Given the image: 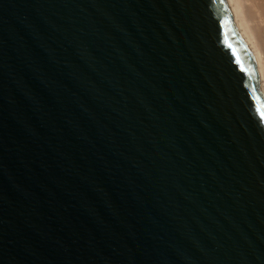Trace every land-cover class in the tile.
Here are the masks:
<instances>
[{
  "label": "water",
  "instance_id": "water-1",
  "mask_svg": "<svg viewBox=\"0 0 264 264\" xmlns=\"http://www.w3.org/2000/svg\"><path fill=\"white\" fill-rule=\"evenodd\" d=\"M0 264H264L225 0H0Z\"/></svg>",
  "mask_w": 264,
  "mask_h": 264
},
{
  "label": "bare ground",
  "instance_id": "bare-ground-1",
  "mask_svg": "<svg viewBox=\"0 0 264 264\" xmlns=\"http://www.w3.org/2000/svg\"><path fill=\"white\" fill-rule=\"evenodd\" d=\"M234 26L255 63L259 90L264 97V0H225Z\"/></svg>",
  "mask_w": 264,
  "mask_h": 264
}]
</instances>
